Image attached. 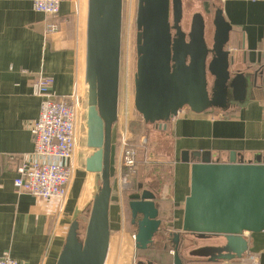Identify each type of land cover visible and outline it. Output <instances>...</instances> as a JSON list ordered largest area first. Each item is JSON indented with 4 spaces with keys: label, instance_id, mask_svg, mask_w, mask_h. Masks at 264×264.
Wrapping results in <instances>:
<instances>
[{
    "label": "water",
    "instance_id": "water-1",
    "mask_svg": "<svg viewBox=\"0 0 264 264\" xmlns=\"http://www.w3.org/2000/svg\"><path fill=\"white\" fill-rule=\"evenodd\" d=\"M175 2L180 12L174 14L173 10V24L172 0L138 3L135 108L147 124L158 128H165L186 106L197 113L227 108L230 98L221 85L227 86L229 82L235 100L242 103L249 83L248 74L231 70L235 57L227 45L233 27L222 8L215 10L211 47L202 32L204 48L196 41H186L187 34L178 23L183 16V0ZM198 16L202 13L194 14L193 25ZM123 20L124 0H88L83 96L86 133L80 150V165L88 174V200L73 213L57 264H106L110 254ZM201 20L198 26L203 30L205 23ZM207 71L215 80L212 94ZM258 79L264 85V65L254 72L255 83ZM183 161L192 165L191 190L185 202L182 229L169 233L175 264H183L179 246L184 234L220 238V242L200 248L201 254L191 252L199 258L196 264H240L249 250L245 234L264 231V161L247 162L239 159L236 152L231 153L227 162L213 161L209 152L201 151H184ZM128 198L132 224L136 227V248L150 249L164 225L158 196L139 184ZM134 264L155 263L137 260Z\"/></svg>",
    "mask_w": 264,
    "mask_h": 264
},
{
    "label": "crops",
    "instance_id": "crops-1",
    "mask_svg": "<svg viewBox=\"0 0 264 264\" xmlns=\"http://www.w3.org/2000/svg\"><path fill=\"white\" fill-rule=\"evenodd\" d=\"M210 2L214 9L211 39L215 10L220 7L233 27L227 45L235 57L231 70L248 74L249 83L242 103L229 100L227 108L216 107L204 113L186 106L165 128L143 120L145 127L157 128L156 139L164 137L172 148L169 156L161 153L166 156L164 160L152 151L143 155V148L137 147L139 167L130 193L139 184L155 192L174 231L182 229L185 202L191 190L192 165L183 161L184 151L209 152L213 161L227 162L232 152L247 162L264 161V85L261 79L254 81V72L264 65V0ZM87 3L88 0H62L60 14L48 17L34 10L33 0H0V256L8 254L24 264H57L73 213L88 200L85 188L88 174L80 165L81 145L77 175L61 217L55 214L56 203L42 202L15 187L17 164L9 158L34 150L31 128L39 118L42 103L32 90L36 75L52 77V92L58 96H68L75 89L84 93ZM83 11L85 21L84 17H75ZM49 23L56 24L57 30L47 33ZM129 124L130 118L121 120L119 113L118 126ZM152 177L157 181L153 182ZM128 192L123 193L120 188L116 158L110 210L111 247L115 236L119 239L136 231L129 222ZM177 219L182 221L180 226L175 224ZM245 236L249 250L240 264H264V231ZM210 238L200 239L205 243L220 242L218 237ZM160 241L166 247L167 241L164 238Z\"/></svg>",
    "mask_w": 264,
    "mask_h": 264
},
{
    "label": "built area",
    "instance_id": "built-area-1",
    "mask_svg": "<svg viewBox=\"0 0 264 264\" xmlns=\"http://www.w3.org/2000/svg\"><path fill=\"white\" fill-rule=\"evenodd\" d=\"M62 0H33L35 11L45 16H57ZM57 30L56 24L47 25V33ZM54 79L36 75L32 83L35 96L42 99L39 118L32 125L34 150L31 153L11 155L17 164L15 187L45 203H56V216L66 209L70 189L77 173V153L86 133L83 112V94L79 89L68 96L52 92ZM117 143V172L123 193L130 190L138 173V151L132 143L128 127H123ZM146 142L145 138L142 143ZM166 221H170L169 218ZM171 224V221L168 224ZM135 240L136 232L132 233ZM173 252V251H172ZM0 264H24L10 255L0 256Z\"/></svg>",
    "mask_w": 264,
    "mask_h": 264
},
{
    "label": "rangeland",
    "instance_id": "rangeland-1",
    "mask_svg": "<svg viewBox=\"0 0 264 264\" xmlns=\"http://www.w3.org/2000/svg\"><path fill=\"white\" fill-rule=\"evenodd\" d=\"M138 3H139V0H124L120 116H121V120L130 118V124L128 125V129H129V132L131 133L133 132L132 135H130L131 141L132 143L136 145V147L143 148V155L145 154V152L147 153V152L152 151L154 152V155L158 157L161 156L165 160L166 156L161 155V153L168 155V153L171 151V148H172L170 142L164 137H158V139H156L155 136H156L157 128L154 125H148L147 127H145L143 124L144 119L142 118V115L135 108V101H134L135 100V74L137 70V52H136L137 21L136 20H137V12H138ZM209 4L211 5L210 0L209 2L208 0H183V16L181 18V21L180 20L178 21L179 25L181 24L183 31H185V33L187 34V38H185L186 41L188 40L196 41L197 44L202 45L204 48L206 44L204 43L202 39V32H203V37L205 38V42H207V44L210 47L213 44V39H211V36H210V25L212 26V13L214 12V9ZM209 8H210L211 14H210V11L208 12ZM173 10H174V14H175V11L177 13L180 12V6L176 4L175 0H172L171 21L174 19ZM198 12H201L203 16V17L201 16L202 18L198 16V18L203 19L205 23L203 26V30L202 28H200V26H198V23H199L198 18H197V21L194 23V25L192 24L194 14ZM204 15L206 16V18ZM77 16L79 19L81 17L83 18L84 11L83 13L79 12L78 15H76L75 17ZM83 19L85 21L86 17H84ZM203 20H201L202 23H203ZM129 22H131V26ZM173 23H175V20L173 21ZM208 24H209V28H208ZM189 32L192 33L191 34L192 39L191 37L189 38ZM193 55L195 54L193 53ZM190 60H192V58H190ZM206 73H207L206 79L208 81L206 82L208 85V89L210 93L212 94V90L214 87L213 85L215 84V80L213 76L209 74L208 71ZM221 88L224 94L229 96L230 100L232 101L235 100L234 96L232 95L230 91V90H233L231 87V82L227 83V86L221 85ZM83 96H84V93H83ZM83 101H84V98H83ZM123 127H124L123 125H120V128L118 126L117 143L119 142V138L121 136L120 132L124 130ZM149 137H150V141H149ZM144 138L146 142L142 143V140ZM148 157L149 156H147V160H148ZM154 165H159V164H154ZM154 165L151 167H156ZM163 166L165 165H162V167ZM152 171H155V170H152ZM167 175L168 174H166V176ZM152 178H154L153 182L157 181L156 177H152ZM128 193H130V190ZM167 213L170 214L172 212L168 211ZM176 223L178 226H180L182 221L177 219L175 220V224ZM132 233H129L126 237L123 236V238H119V239L117 238V236H115L106 264H131L132 262L135 263L137 260H143L146 262L147 261L157 262V263L159 262L161 264L162 263L175 264L174 257H172L173 255L170 253V251L171 252L173 251L172 250L173 246L171 244L168 245L166 248L161 243V241H159L156 245H154L150 249L137 250L136 245H135V240L132 237L133 235ZM203 239L208 241L211 238L209 239L203 238ZM205 242L201 240L200 237L198 238L194 235L189 234L183 239V244L181 247V254L187 260H192V263L196 264L198 262H196L195 260H198L199 258L196 255L191 254V252L201 254L200 252H198L200 248L214 245L213 242H208V243H205Z\"/></svg>",
    "mask_w": 264,
    "mask_h": 264
},
{
    "label": "flooded vegetation",
    "instance_id": "flooded-vegetation-1",
    "mask_svg": "<svg viewBox=\"0 0 264 264\" xmlns=\"http://www.w3.org/2000/svg\"><path fill=\"white\" fill-rule=\"evenodd\" d=\"M173 16H174V14H173ZM173 21H174V19L172 20V24H173ZM173 32L176 33V30H173ZM119 128H120V125H119ZM161 209H162L161 218L163 216L164 225H163V229L158 233L154 245H156L162 238H164L167 241V245H166V248H167V246L170 245V244L173 246V242L171 241V236H170L169 233L174 231V229H173L174 227L172 225H170V223L168 224V222H170V221H166L165 220L166 210H165V208L162 205H161ZM169 242H170V244H169Z\"/></svg>",
    "mask_w": 264,
    "mask_h": 264
},
{
    "label": "trees",
    "instance_id": "trees-1",
    "mask_svg": "<svg viewBox=\"0 0 264 264\" xmlns=\"http://www.w3.org/2000/svg\"><path fill=\"white\" fill-rule=\"evenodd\" d=\"M58 16V15H57ZM52 17H56V16H52ZM69 19V18H68ZM171 209H172V207H171ZM130 221H131V223H132V220H131V218H130ZM181 247H182V244L179 246V253H180V255H181V257H182V260H183V264H194V263H192V260H187L182 254H181ZM173 257H174V254H173ZM196 262H200V261H198V260H195ZM154 263V262H153ZM174 263H175V261H174Z\"/></svg>",
    "mask_w": 264,
    "mask_h": 264
},
{
    "label": "bare ground",
    "instance_id": "bare-ground-1",
    "mask_svg": "<svg viewBox=\"0 0 264 264\" xmlns=\"http://www.w3.org/2000/svg\"><path fill=\"white\" fill-rule=\"evenodd\" d=\"M130 4V3H129ZM130 26H131V22H129ZM132 31V30H131ZM131 55V54H130ZM124 65V64H123Z\"/></svg>",
    "mask_w": 264,
    "mask_h": 264
}]
</instances>
